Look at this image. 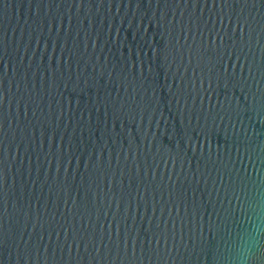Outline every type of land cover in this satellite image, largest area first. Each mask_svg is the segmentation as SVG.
Listing matches in <instances>:
<instances>
[{"label": "water", "instance_id": "1", "mask_svg": "<svg viewBox=\"0 0 264 264\" xmlns=\"http://www.w3.org/2000/svg\"><path fill=\"white\" fill-rule=\"evenodd\" d=\"M257 194L264 0H0V264H232Z\"/></svg>", "mask_w": 264, "mask_h": 264}, {"label": "clouds", "instance_id": "2", "mask_svg": "<svg viewBox=\"0 0 264 264\" xmlns=\"http://www.w3.org/2000/svg\"><path fill=\"white\" fill-rule=\"evenodd\" d=\"M264 249V196L256 195L246 221L242 242L232 257V264H256V256Z\"/></svg>", "mask_w": 264, "mask_h": 264}]
</instances>
